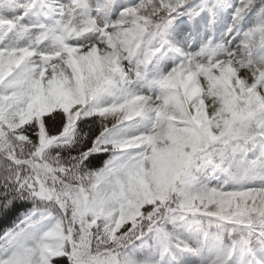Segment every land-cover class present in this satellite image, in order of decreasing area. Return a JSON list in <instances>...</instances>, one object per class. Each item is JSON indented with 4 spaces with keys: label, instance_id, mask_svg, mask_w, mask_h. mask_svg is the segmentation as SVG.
<instances>
[{
    "label": "snow or ice",
    "instance_id": "obj_1",
    "mask_svg": "<svg viewBox=\"0 0 264 264\" xmlns=\"http://www.w3.org/2000/svg\"><path fill=\"white\" fill-rule=\"evenodd\" d=\"M0 264H264V0H0Z\"/></svg>",
    "mask_w": 264,
    "mask_h": 264
}]
</instances>
